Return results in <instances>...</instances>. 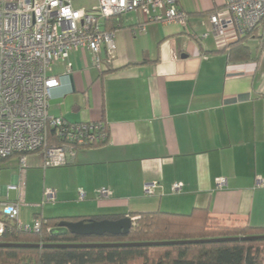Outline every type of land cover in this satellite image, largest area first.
I'll return each instance as SVG.
<instances>
[{"label": "crops", "instance_id": "0c3cea01", "mask_svg": "<svg viewBox=\"0 0 264 264\" xmlns=\"http://www.w3.org/2000/svg\"><path fill=\"white\" fill-rule=\"evenodd\" d=\"M223 1L177 0L186 28L123 13L112 58L103 45L100 68L84 47L55 62L49 114L103 121L108 139L60 167L44 168L41 153H27L24 177L17 155L1 159L0 218L5 203L19 201L23 223L201 209L216 223L264 226V29L245 38L247 59L230 60L226 46L236 39L216 37L208 17ZM219 177L226 184L218 188ZM22 179L21 193L10 187ZM46 190L54 199L44 200Z\"/></svg>", "mask_w": 264, "mask_h": 264}, {"label": "built area", "instance_id": "2783aa9c", "mask_svg": "<svg viewBox=\"0 0 264 264\" xmlns=\"http://www.w3.org/2000/svg\"><path fill=\"white\" fill-rule=\"evenodd\" d=\"M74 0H0V160L17 155L24 177L25 155L39 152L43 167L70 163L77 150L102 144L108 137L99 121L70 122L48 112L52 88L59 78L51 73L55 62H65L73 50L86 48L95 67H101L100 52L106 47L109 58L114 51V32L104 22L129 11L141 13L145 21L176 23L186 28L187 13L177 0H96L91 8H76ZM216 37L230 33L235 39L250 37L264 29V0H224L223 6L208 14ZM145 25L141 24L140 30ZM70 66V64L68 63ZM226 179L219 177L217 187ZM24 181L10 187L22 192ZM155 184H146L152 193ZM180 183L172 185L179 192ZM100 196H108L102 189ZM80 197L84 193L79 192ZM54 199L46 190L44 200ZM0 233L4 220L18 229L39 232L42 222L18 219L19 201L7 202L1 209ZM132 220L134 218H131Z\"/></svg>", "mask_w": 264, "mask_h": 264}, {"label": "trees", "instance_id": "16d2710c", "mask_svg": "<svg viewBox=\"0 0 264 264\" xmlns=\"http://www.w3.org/2000/svg\"><path fill=\"white\" fill-rule=\"evenodd\" d=\"M118 18L119 16L107 19L105 29H116ZM245 38L236 39L226 46L230 60L248 58L249 50L244 44ZM105 127L108 131L106 124ZM131 216L134 219L127 234L101 236L72 234L66 229H61L58 224L62 219L87 222L104 218L117 219L119 216L39 217L42 222L39 232L18 229L14 222L4 220L5 231L0 233V243L43 245L220 240L148 246H0V264H264V226L252 227L247 223L229 225L216 223L207 210L201 209H195L189 214L155 211ZM57 228L60 230L53 231ZM250 236L255 238L240 239Z\"/></svg>", "mask_w": 264, "mask_h": 264}, {"label": "water", "instance_id": "95a60500", "mask_svg": "<svg viewBox=\"0 0 264 264\" xmlns=\"http://www.w3.org/2000/svg\"><path fill=\"white\" fill-rule=\"evenodd\" d=\"M132 219L130 216H123L117 219L104 218L100 220H84L70 221L62 220L58 226L66 229L72 234L82 236H101L103 234L120 235L127 234L131 228ZM53 231H56L55 229ZM264 237V236H263ZM255 238L241 237L240 239L249 240ZM220 239H199V240H170L156 242H135V243H96V244H23V243H0L2 247H83V246H148V245H167V244H187L208 241H219Z\"/></svg>", "mask_w": 264, "mask_h": 264}, {"label": "rangeland", "instance_id": "374dc122", "mask_svg": "<svg viewBox=\"0 0 264 264\" xmlns=\"http://www.w3.org/2000/svg\"><path fill=\"white\" fill-rule=\"evenodd\" d=\"M74 7L76 8H91L97 5L96 0H74Z\"/></svg>", "mask_w": 264, "mask_h": 264}]
</instances>
